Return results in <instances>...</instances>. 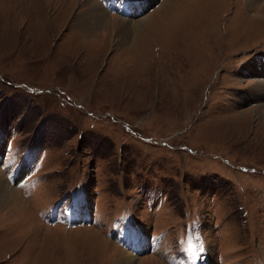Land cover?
Returning <instances> with one entry per match:
<instances>
[{
    "label": "rangeland",
    "instance_id": "374dc122",
    "mask_svg": "<svg viewBox=\"0 0 264 264\" xmlns=\"http://www.w3.org/2000/svg\"><path fill=\"white\" fill-rule=\"evenodd\" d=\"M103 6L0 0V264H264V0Z\"/></svg>",
    "mask_w": 264,
    "mask_h": 264
},
{
    "label": "bare ground",
    "instance_id": "6f19581e",
    "mask_svg": "<svg viewBox=\"0 0 264 264\" xmlns=\"http://www.w3.org/2000/svg\"><path fill=\"white\" fill-rule=\"evenodd\" d=\"M87 10L89 11L88 17L90 18V20H93L94 19L93 21L100 22V23H106L105 19L108 20V18H109V17H107V15H105L104 12H102L100 9H98L96 6H94V4L91 5ZM83 13H85V12H83ZM259 15L260 14H258L257 17ZM119 20H121V22H126L125 20L120 19V18H119ZM89 27H91V26L89 25ZM83 30L87 34L90 33V32H92V29L91 28L83 29ZM258 83H255V85H253L252 88L255 89L258 86H261L264 89V83H262V82H258ZM251 91H253V90H251ZM256 91H257V89H256ZM24 166L25 165H21V167L14 168V170H12L11 173L17 175L19 178L22 175H23L22 177H24V172H25V169H24L25 167ZM12 194H14V191L10 187V185L7 182L6 178L5 177L4 178L1 177V175H0V205L1 204L2 205H5L8 201H11L12 200V196H13ZM127 245H128V250L132 253V256H131V254H128V253L122 251V253H124V255H125L124 257H121V259H119L120 263H122V264H129L130 263V260L129 259H131V260H134L135 259V256H133V254L134 255H138V254H140V253H142L143 251L146 250V248L148 246V238H147V235H146L145 230L143 228L142 229L141 228H138V229L133 228V229H131V232L128 235ZM96 248H98V247H96ZM151 262H152V260H151ZM157 263H159V262H157Z\"/></svg>",
    "mask_w": 264,
    "mask_h": 264
}]
</instances>
